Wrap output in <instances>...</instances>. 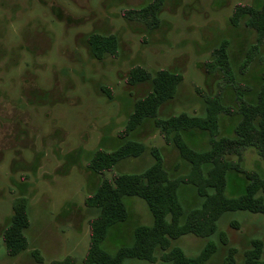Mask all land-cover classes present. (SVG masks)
<instances>
[{"label":"rangeland","instance_id":"1","mask_svg":"<svg viewBox=\"0 0 264 264\" xmlns=\"http://www.w3.org/2000/svg\"><path fill=\"white\" fill-rule=\"evenodd\" d=\"M148 1L0 0V264H52L67 255L82 264L95 212L85 197L102 177L87 167L89 157L120 142L118 133L135 100L149 89L145 82H126L132 65L177 70L181 80L156 117L134 132L133 138L145 147L143 153L122 159L114 172L143 171L158 148L172 176L184 173L173 137L155 121L182 111L204 116L214 101L221 105L217 135L233 136L242 117V93L251 100L264 83V39L257 41L243 21H230L236 6L255 0H166L157 28L126 17V9ZM93 32L115 34L117 52L94 57L87 40ZM223 41L229 58L225 66L216 59ZM190 136L199 147L210 141L199 131ZM223 161L227 167L264 170L254 146L226 152ZM244 181L242 172L232 171L225 194H239ZM261 196L264 201V193ZM18 197L28 201V246L8 256L2 235ZM179 199L184 210L201 201L190 187L181 190ZM124 202L126 221L111 229L103 242L110 252L128 244L137 225L152 223L143 199L126 196ZM216 225L212 235L185 234L171 239L170 246L192 257L213 242L214 251L203 264H224L228 246L236 248L235 264H242L252 240H260L264 250V212L225 210ZM219 232L227 243L221 242ZM124 262L161 264L159 259Z\"/></svg>","mask_w":264,"mask_h":264},{"label":"trees","instance_id":"2","mask_svg":"<svg viewBox=\"0 0 264 264\" xmlns=\"http://www.w3.org/2000/svg\"><path fill=\"white\" fill-rule=\"evenodd\" d=\"M166 0H149L147 3L125 10L128 19L143 20L150 28L161 24L160 12ZM232 24L240 21L252 28L257 41L264 39V0L238 5L232 11ZM91 53L101 58L117 52L115 34L104 35L93 32L87 37ZM223 41L216 49V59L225 66L229 63ZM181 76L177 70L159 68L149 71L144 66L132 65L127 72L126 82L132 85L148 83V91L137 98L118 133L120 142L113 149L98 148L89 157L87 167L101 175V179L85 197V204L95 210L89 219V239L82 264H125V259L136 258L147 262L157 259L161 264H203L213 253L214 244L208 241L195 256H187L178 246L171 247V239L185 234L209 236L216 232L217 219L225 211L246 209L264 212V170L250 172L239 166L230 167L223 161L226 152L242 146H254L264 160V83H261L251 100L242 93L241 119L234 127L233 136L217 135L218 114L221 105L210 101L204 116L189 115L185 111L168 118H159L171 144L176 148L186 171L172 176L166 169L160 149L153 151V162L141 172H114L119 161L127 157H137L145 147L133 138L134 132L152 117H156L160 106L172 98L178 89ZM209 136L206 147H199L189 139L194 132ZM192 138V137H191ZM239 169V170H238ZM107 171L112 175L106 176ZM232 171L244 175V185L236 196H227L225 187ZM190 187L201 198L198 206L184 210L179 199L182 189ZM126 196H137L145 201L152 215L150 225H137L128 244L120 245L110 252L103 246L107 235L118 224L125 222L128 208ZM12 217L3 231V239L8 256L25 250L28 238L25 229L29 225L28 201L18 197L12 202ZM222 243H227L219 232ZM252 248L244 251L242 264H264V250L260 240H252ZM236 248L227 247L224 264H235ZM33 255L36 251L33 250ZM52 264H76L74 256L67 255Z\"/></svg>","mask_w":264,"mask_h":264},{"label":"crops","instance_id":"3","mask_svg":"<svg viewBox=\"0 0 264 264\" xmlns=\"http://www.w3.org/2000/svg\"><path fill=\"white\" fill-rule=\"evenodd\" d=\"M155 262V261H154Z\"/></svg>","mask_w":264,"mask_h":264}]
</instances>
